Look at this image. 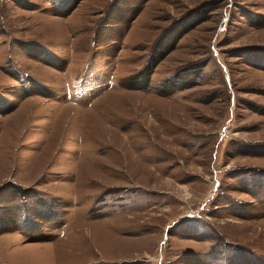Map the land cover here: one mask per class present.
<instances>
[{"label":"rangeland","instance_id":"obj_1","mask_svg":"<svg viewBox=\"0 0 264 264\" xmlns=\"http://www.w3.org/2000/svg\"><path fill=\"white\" fill-rule=\"evenodd\" d=\"M0 264H264V0H0Z\"/></svg>","mask_w":264,"mask_h":264},{"label":"trees","instance_id":"obj_2","mask_svg":"<svg viewBox=\"0 0 264 264\" xmlns=\"http://www.w3.org/2000/svg\"><path fill=\"white\" fill-rule=\"evenodd\" d=\"M194 24L191 25L189 28L193 27ZM169 37H170V31L167 30L162 35V39L156 45L153 46L152 53L150 54V57L147 63L145 64V67L141 71H139V73L135 76V78H139L140 81H143L145 85L149 79L153 66L157 63L158 58L161 56L160 54L161 49L164 48L165 41L168 40ZM145 85L139 86V88H144Z\"/></svg>","mask_w":264,"mask_h":264}]
</instances>
